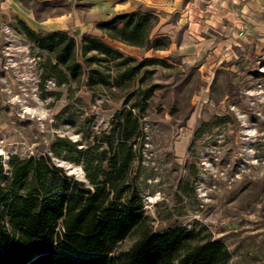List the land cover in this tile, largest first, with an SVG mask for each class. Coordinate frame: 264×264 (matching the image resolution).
<instances>
[{"label": "rangeland", "instance_id": "obj_1", "mask_svg": "<svg viewBox=\"0 0 264 264\" xmlns=\"http://www.w3.org/2000/svg\"><path fill=\"white\" fill-rule=\"evenodd\" d=\"M34 5L41 18L52 14L56 3ZM16 17L10 12L0 16V156L5 168L12 154L47 153L67 173L85 180L82 165L65 160L64 153L56 156L52 142L64 137L80 142L78 148L86 146L87 135L106 129L115 110L130 106L129 91L141 98L144 87L156 85L141 114L132 164L150 224L156 229L195 227L220 239L231 253L226 264H264V40L246 42L245 19L236 27L239 47L226 46L220 55L210 47L156 52L111 40L101 31L83 33L136 62L161 61L143 66L130 83L113 87L100 83L99 74L90 83H83L82 75L79 82L57 85L46 77L47 54L21 33ZM68 33L80 45L83 34ZM77 60L84 70L102 74L108 67L116 75L124 69L86 62L80 51ZM145 70L152 73L143 79ZM198 126L206 131L189 148ZM132 241L128 237L120 247Z\"/></svg>", "mask_w": 264, "mask_h": 264}, {"label": "trees", "instance_id": "obj_2", "mask_svg": "<svg viewBox=\"0 0 264 264\" xmlns=\"http://www.w3.org/2000/svg\"><path fill=\"white\" fill-rule=\"evenodd\" d=\"M157 21L152 8L139 7L98 21L96 28L117 42L145 50L165 49L169 37L150 35ZM16 22L21 33L47 54L46 77L57 85L79 82L82 75L83 83H90L99 74L100 83L119 86L123 80L130 83L143 66L161 62H136L91 34H83L79 45L66 31H36L18 17ZM79 51L86 62L124 69L118 75L112 67L107 75L96 68L84 70L77 60ZM155 87H144L141 98L129 91L130 106L115 110L106 129L87 135L91 138L86 146L78 148L80 142L64 137L52 142L56 156L64 153L65 160L82 165L85 181L68 174L47 153L12 154L7 168L0 156V264H226L230 260L231 253L220 239L208 238L195 227L153 228L145 213L132 164L142 134L141 114ZM202 126L193 131L189 148L206 131ZM128 237H133L132 243L121 248Z\"/></svg>", "mask_w": 264, "mask_h": 264}, {"label": "crops", "instance_id": "obj_3", "mask_svg": "<svg viewBox=\"0 0 264 264\" xmlns=\"http://www.w3.org/2000/svg\"><path fill=\"white\" fill-rule=\"evenodd\" d=\"M34 3L56 6L52 14L37 18ZM139 7L152 8L158 15L150 35L170 39L166 49L156 52L210 47L220 55L226 46L236 48L242 42L236 36L240 19L248 23L246 42L262 44L264 40V0H0V16L13 13L34 30L97 34L98 21Z\"/></svg>", "mask_w": 264, "mask_h": 264}, {"label": "water", "instance_id": "obj_4", "mask_svg": "<svg viewBox=\"0 0 264 264\" xmlns=\"http://www.w3.org/2000/svg\"><path fill=\"white\" fill-rule=\"evenodd\" d=\"M59 165V164H58ZM60 166H62V165H60ZM63 167V166H62ZM68 174H71V173H68ZM77 179V178H76ZM85 179V178H84ZM78 180H81V179H78ZM82 181H85V180H82Z\"/></svg>", "mask_w": 264, "mask_h": 264}]
</instances>
